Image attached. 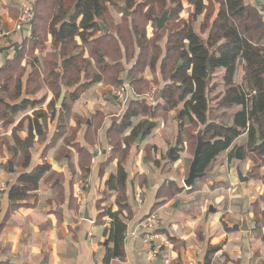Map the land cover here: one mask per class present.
I'll list each match as a JSON object with an SVG mask.
<instances>
[{"label":"crops","instance_id":"0c3cea01","mask_svg":"<svg viewBox=\"0 0 264 264\" xmlns=\"http://www.w3.org/2000/svg\"><path fill=\"white\" fill-rule=\"evenodd\" d=\"M244 2L255 7L259 3L258 0ZM185 5L188 6L186 2ZM109 12L114 25H118L121 16L117 9L109 6ZM18 13V0L13 3L0 0V49L7 48L0 53V69L32 36V29L13 32ZM181 19L184 20V17ZM104 26L108 34L117 37L112 27ZM5 32L10 35L3 39L1 34ZM161 41L155 44L161 51L154 68L145 66L135 73L137 48L129 58L124 46L119 43L122 57L115 63L107 58L105 61L110 65L121 66L123 84L115 88L104 80H95L85 90H77L79 85L69 89L61 86L60 89L66 91L62 103L65 108L60 110L56 101L54 117L51 116L53 111L50 112L48 108L53 99L52 92L44 85L38 91L43 93L41 98L22 96V99L40 103L17 114L22 116L16 118V124L13 125L15 128L20 126L15 135L30 155L29 166L23 168L14 164L12 159H20L22 156L21 151L16 150L7 158V169L4 170L1 164L5 161L0 154V180L7 186V191L0 193V264H102L105 247L110 244L108 242L105 245L108 241L106 232L109 220L106 217L100 218L101 210L118 209V193L109 191L105 182L116 173L117 161L123 154L120 155V152L126 149L123 139L129 138L131 133L130 128L117 135L114 126L119 125L133 101H144L151 108L153 116L150 114L132 119V127L140 120H148L155 126L138 145L135 144L136 138L124 154L123 166L127 172L125 194L131 216L124 237V257L114 259L110 264H204L206 258L210 259L209 264H260L264 260V228L256 229L252 214L248 211L253 203L249 198L250 192L242 194L247 198L243 197L244 212H236L238 219L233 215L223 218V200L229 196L230 187L224 190L221 185L200 182L205 172L191 187L185 188L183 185L189 171L188 168L185 173V143L183 147L176 145V112L167 111L160 98L161 91L171 83L170 75L174 74L171 69L168 74H162L167 40L163 38ZM75 42L80 45L77 38ZM42 47L39 49L41 57L55 51L50 36ZM83 48L76 53L82 52L97 72L87 47ZM181 63V60H176L172 68H178ZM240 69L242 71V67ZM241 71L237 70L238 73ZM87 81L92 82L82 74L80 84ZM123 86H126L125 100L119 97ZM116 89L117 99L113 103L111 97L105 95ZM76 90L77 97L71 100L70 94ZM154 93H157L155 97ZM67 94L69 99L66 98ZM0 99V104H15L1 96ZM34 120L40 126L41 137L36 134ZM239 138L244 139L246 144V134L240 135L233 144ZM25 142L29 145L26 146ZM171 150L172 157L174 154L178 156L176 162L169 159ZM148 152L152 157L150 161L147 159ZM162 156H167L166 162H161ZM158 160L161 162L159 166L153 163ZM42 164L49 165L50 171L40 180L37 191L23 201H10L8 193L17 183L18 177ZM167 182L175 183L179 193L162 202L157 194ZM138 193H141L142 198L140 206L136 203ZM156 202L161 203L155 207ZM225 211L231 214L234 210L230 208ZM152 215L158 221V229L153 233L141 229V223ZM244 215L248 224L246 232L235 229L240 227ZM128 233L131 235L127 236ZM150 235H154L153 239L147 242Z\"/></svg>","mask_w":264,"mask_h":264},{"label":"trees","instance_id":"16d2710c","mask_svg":"<svg viewBox=\"0 0 264 264\" xmlns=\"http://www.w3.org/2000/svg\"><path fill=\"white\" fill-rule=\"evenodd\" d=\"M6 1L13 3L15 0ZM32 1L31 39L24 42L13 58L0 69L2 77L0 94L10 103H15L0 104L5 114L0 115V118L6 119L35 107L40 101L22 99V96L36 94L42 85L51 92L53 89L55 92L57 90L48 104L50 112L53 111L52 117L55 115L54 106L56 99L59 98L61 86L69 89L79 85L77 90H85L98 80H104L114 86L122 85L121 66L110 65L105 61L107 58L111 63H115L122 57L119 43H122L125 54L129 58L135 54V47L137 48L134 73L145 66L153 69L161 51L155 44L162 38L154 41L152 45L154 51L148 54V48L144 51L142 47L149 39L145 29L135 23V18L146 10L144 22L156 25V10L160 13L169 11L168 23L177 26L167 30V23L163 30L157 28L156 33L160 32L163 37L164 30L167 31V55L162 64V74H168L170 69L174 70V74L170 75L171 83L161 91L160 98L167 111L177 110L176 145L183 146L181 132L187 124L201 128V136L196 138V145L198 141L202 144L195 171L202 175L216 157L230 149L235 139L246 134V150L250 156L248 158L253 159L254 168L264 165V19L261 14L264 11L258 8L259 6L246 4L244 0H123V9L121 8L123 20L118 25H114L109 6L113 4L116 6L115 0ZM183 2L193 9L188 21L180 17L184 10ZM37 6L42 10H37ZM18 16L19 13L17 18ZM201 16L204 17L203 19L210 17L206 24L202 20V30L207 34L205 39L194 28V23ZM46 19L48 22L44 34L40 36L38 32L41 29L40 23L41 21L44 23ZM98 22L106 26H114L112 29L117 37L105 35ZM127 23H131V26H127ZM122 24L126 25V29L122 28ZM0 31L2 32L1 22ZM96 34L97 38L93 39ZM48 36L52 38L54 53L44 58L35 56V50L43 46ZM76 38L80 41V45L76 44ZM83 47H87L89 58L93 59L97 72L93 70L91 61L83 57L82 52L76 53ZM27 48L31 49L32 61L23 66L21 62L25 60L24 53ZM176 60H181L182 63L178 68L174 66L172 68V63ZM240 64L244 72L242 85L235 82ZM15 65L19 70H23H18V74L12 76ZM27 69H29L28 72ZM215 71L223 72L222 82L225 88L223 101L229 106L238 107L237 112L233 114L231 125L216 123L208 118L210 107L207 97L208 80ZM82 74L86 80L91 79L92 82L80 84ZM77 90L70 94L71 100L76 99ZM179 106L181 108L177 109ZM64 108L63 104L60 110ZM150 114L153 116L151 108L147 107L144 101H133L119 125L114 126V132L117 135L130 128L131 133L129 138L123 139L126 149L120 152V155L123 154L117 161L116 173L109 176L105 182L109 191L118 193L116 199L118 209L112 211L110 208L102 210L99 208L100 218L106 217L109 220L106 235L110 246L105 247L102 264H110L112 260L124 257V237L127 222L131 216L125 194L127 172L123 166L124 154L130 142L136 139L140 132H144L146 136L155 126L148 120H140L136 126L132 127V119L144 115L150 116ZM34 123L36 134L41 137L42 132L37 120H34ZM70 140H72L71 137ZM14 145L21 146L22 156L18 165L23 168L28 167L30 155L24 144L21 140L14 138ZM177 160L178 156L174 154L171 161ZM49 171V165L42 164L28 174H21L17 183L9 190V200L19 202L31 197L30 195L37 191L42 177ZM177 193L179 189L175 183L167 182L158 191L157 196L163 202ZM159 203L161 202H156L155 207L160 205ZM209 263L210 259L206 258L204 264Z\"/></svg>","mask_w":264,"mask_h":264},{"label":"rangeland","instance_id":"374dc122","mask_svg":"<svg viewBox=\"0 0 264 264\" xmlns=\"http://www.w3.org/2000/svg\"><path fill=\"white\" fill-rule=\"evenodd\" d=\"M115 1L117 3L116 6H115V4H113V5H111V8L115 7L117 9L118 13L120 14L119 16H121L120 20L122 21L123 20L122 9H123L124 2H123V0H115ZM258 2L259 3H257V4L264 5V0H258ZM183 3H184L185 8H184L183 12L180 14V17L181 18L184 17V20L188 21L189 15L192 12V8L185 5V2H183ZM42 5H44V3ZM216 8H217V6H216ZM40 9H41V7L37 6V10H40ZM145 12H146V10L143 11V14H141L140 16H137L135 18V23L138 24L141 28L145 29L146 36L150 41L148 40V42H146V44H144V46L142 48L144 49V51H145V48H148V51H149L148 54L149 53L152 54V52L154 51L152 48L154 41L158 40L159 38H162V39L164 38L167 40V31L164 30L163 37L161 36L160 32L156 33V31H157L156 25H154L151 22H149V23L144 22L145 14H146ZM159 13H160V11L156 10V13H155L156 19L160 18L164 12H162L160 14ZM168 14L169 15H168V18L165 22V25L168 23V21L170 19V12L169 11H168ZM209 16H211V15H209ZM262 17L264 19V12L262 13ZM45 18H46V16H45ZM203 18L204 17L201 16L197 19V21L194 23V28H195L196 32L202 38L205 39L207 34H206V32H204V30H202V24L203 23L206 24V22L208 21V19L210 17H208V19H207V17H206V19H203ZM202 20H204L203 23H202ZM47 22H48L47 19L44 23H43V21H41V23H40L41 29L38 31L40 36H43L44 29L46 28ZM112 25L113 24H111V26ZM126 25L131 26V23H127ZM126 25L122 24L121 26L123 29H126ZM165 25L162 28V30L165 28ZM170 25L172 27H170ZM176 26L177 25H173V24L168 23L167 30L173 29V27L175 28ZM112 27H114V26H112ZM156 34H157V36H156ZM45 42H46V40L42 44L43 46H45ZM40 46H41V44H40ZM146 46H148V47H146ZM42 48H44V47H42ZM24 54H25V60L23 61L24 64L32 61V52H31L30 48H27ZM40 54L41 53L39 51V48L36 49L34 55L38 56L40 58H44V57H41ZM147 58H148V56H147ZM147 58H145V59H147ZM23 62H21V64H23ZM38 67H40V66H38ZM14 68H15L14 69V75H13V69H12V76H16V74H18V70H19L18 66L15 65ZM240 68H241V64L238 66V69L241 71ZM43 69H44V67L41 69V72L43 71ZM22 70L23 69H20L19 71H22ZM237 74H238L237 75L238 85H242L243 84V76H244L243 70L240 73L237 72ZM222 76H223V72L215 71L210 76V78L208 80L207 97H208V101L210 104L209 112H208V118H209V120H214L216 123H220L223 125H231L233 114L235 112H237L238 107L237 106H229L223 101L225 88L223 86ZM1 78L2 77L0 76V79ZM117 87L118 86H116L115 88H117ZM117 91H118V89H116V91H114L112 93L106 94L105 96L108 98L111 97L113 103H115V101L117 99V97H116ZM56 93H57V90L55 92V89H53V91L51 93L53 98H54ZM42 95H43V93L37 92L36 94H34L32 96L40 97ZM156 95H157V93L153 94L154 97ZM0 96L2 98H4V96H2L1 94H0ZM66 98L69 99L68 94L66 95ZM57 99H56V101H57ZM3 110H4L3 107H0V115H5L3 113L4 112ZM175 112H177V110ZM21 116L22 115H20V116L19 115H12L10 117H7L6 119L0 118V128H1V131H0V154L2 155V157L5 161L4 164L3 163L1 164V167L4 170L7 169L6 160L9 157V155L12 154V150L16 149V150L21 151L20 145H17L16 148L13 147L14 138H16L15 133L18 130V128L20 127L18 125L15 128V127H13V125L16 124V118H20ZM6 129H7V131H6ZM9 130H10V134H8ZM200 130H201L200 127L196 128L192 125L187 124L184 131L181 132L182 133L181 134L182 141L185 143V148H184L185 152H186L185 158L187 159V162L185 164V173L187 172V169L189 168V166L192 162L195 147H196V142H197L196 138H197V135L199 133L201 134ZM28 137H31V136H28ZM134 141H135V139L132 142H130L131 145L134 143ZM237 149L239 150L241 161H238L235 157V151ZM6 151H8V153ZM3 152H6V153L3 154ZM248 157H250V156L246 150L245 140L239 138L237 140V142L235 144H233V146L228 150V152H224L215 158V160L206 169L205 173L203 174L204 176H202V179H200L199 181L204 183V184L211 182L214 184L221 185V187H223L224 190H226L227 188L230 187V189L228 190L229 196H226L227 199L223 200V202L225 203L224 207L222 208V211L224 212L223 218H226L227 216L230 217L231 215H233L236 217V219H238L236 212L238 214H241L242 211L244 210V207H243L244 195H242V194H243V192H244V194H246V192H250L249 198H251L253 200L252 201L253 203L250 205L248 211L252 214V220L255 223L256 229H260L262 227L264 228V218H263V214H264V165H262L260 168L258 167L259 169L254 168L255 165H254L253 159L248 158ZM10 159H12V158H10ZM147 159H148V161L152 160V157H150L149 152L147 153ZM166 160H167V156H164V157L162 156L161 162H166ZM12 161L14 162V164L18 165L19 159L14 158V159H12ZM161 162L159 160L153 161V163L155 165H158V166L161 165ZM237 165L240 166V169H241L244 176L248 172L251 173L252 176H251V178L248 179V181L246 183H240L238 181V178L236 176V171H235V168ZM167 166H170V164H168ZM186 177H187V175L185 176V179H186ZM255 186H259L260 188L259 189L252 188ZM245 196H247V195H245ZM244 198H247V197H244ZM230 208H232V210H234L231 214H229V213H227V211H225V210H228Z\"/></svg>","mask_w":264,"mask_h":264},{"label":"water","instance_id":"95a60500","mask_svg":"<svg viewBox=\"0 0 264 264\" xmlns=\"http://www.w3.org/2000/svg\"><path fill=\"white\" fill-rule=\"evenodd\" d=\"M259 8L262 9L264 11V5H260L258 4ZM168 11H165L160 18H157L156 19V26L158 29H162L165 25V22L168 18ZM98 25L99 27L101 28V30L103 31V33L106 35L108 34V29L104 26V24L102 22H98ZM7 50V48H1L0 49V53H2L3 51ZM208 70H210V67L208 66ZM65 94H66V91L62 88L61 92H60V95H59V98L57 100V103H56V106L57 107H61L62 106V103L64 101V98H65ZM2 101V99H0V102ZM201 134L199 133L197 135L198 138H200ZM144 137V132H140V134L137 136V139L135 141V144L138 145L141 140L143 139ZM26 143V146H28V142H25ZM201 141H198L196 147H195V151H194V155H193V159H192V162L189 166V171H188V175H187V178L184 180L183 182V185L185 188H189L191 187L193 184H194V181L198 178L201 177V175L197 174L195 169H196V166H197V163H198V158H199V153H200V148H201ZM235 157L238 161H241V157H240V154H239V150L237 149L235 151ZM169 159L171 160L172 159V150L170 151L169 153ZM10 170H12L11 166H10ZM235 171H236V176L238 178V181L240 183H246L248 181L249 178H251V173H246L245 176L243 175L241 169H240V166L237 165L236 168H235ZM210 211H213L214 210L212 208H210ZM235 229H239L243 232H246L248 231V224H247V219H246V216L244 215L242 217V220H241V225L240 227H235ZM108 244V241L105 242V245ZM46 264V263H44Z\"/></svg>","mask_w":264,"mask_h":264},{"label":"built area","instance_id":"2783aa9c","mask_svg":"<svg viewBox=\"0 0 264 264\" xmlns=\"http://www.w3.org/2000/svg\"><path fill=\"white\" fill-rule=\"evenodd\" d=\"M19 2V16L16 19L13 32L20 33L23 32L25 29L31 30L32 21H33V1L32 0H18ZM10 33L5 32L1 34V38L5 39L9 37ZM126 86H123L120 89L119 97L122 99L124 97ZM7 191L6 184L0 180V193H5ZM136 203L138 206L142 204L141 193L136 195ZM141 229L149 232H155L158 229V221L157 218L152 215L147 218L144 222L141 223ZM131 234L128 233L127 236ZM126 236V234H125ZM154 235H150L147 239V242L153 239ZM264 264V260L260 263Z\"/></svg>","mask_w":264,"mask_h":264}]
</instances>
